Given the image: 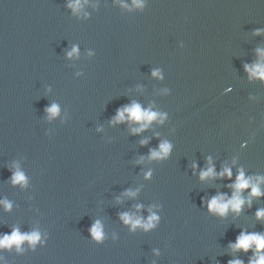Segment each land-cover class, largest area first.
<instances>
[{
	"label": "water",
	"instance_id": "obj_1",
	"mask_svg": "<svg viewBox=\"0 0 264 264\" xmlns=\"http://www.w3.org/2000/svg\"><path fill=\"white\" fill-rule=\"evenodd\" d=\"M72 2L0 0V237L40 236L0 264H249L254 248L230 245L264 233V80L245 71L264 64V0ZM132 103L163 120L113 122ZM209 159L231 178L201 180ZM241 170L262 194L210 212ZM124 213L158 219L132 229Z\"/></svg>",
	"mask_w": 264,
	"mask_h": 264
},
{
	"label": "clouds",
	"instance_id": "obj_2",
	"mask_svg": "<svg viewBox=\"0 0 264 264\" xmlns=\"http://www.w3.org/2000/svg\"><path fill=\"white\" fill-rule=\"evenodd\" d=\"M133 4L136 7L141 6L138 0H133ZM68 7L73 9L74 12L79 10L81 7L80 0H74V2L68 5ZM76 51L77 49L73 47L72 50L67 53V55L71 57L76 53ZM257 51L259 52L260 56L264 58V51ZM245 71L249 72L250 77H258L264 80V64L257 63L252 66L245 65ZM153 75H157V73L153 72ZM46 111L50 114V117H54L58 113V106L53 104L47 108ZM158 117L160 120H163L164 118L162 115L156 112H152L148 109H142L138 103H132L130 105L124 106L121 109H118L115 117L113 118V122H123L127 119L130 122L138 123L140 126L132 129V131L133 133H139L146 129L149 124ZM141 143L143 144L145 141H141ZM170 147L171 145L167 142L160 143L158 150L151 151L149 158H165L170 151ZM193 168H195V165H193ZM213 176L231 178V170L225 167L220 173H216L214 168L211 166V161L209 159V166L206 168V170H201L200 179L203 180ZM11 180L13 184L25 183V177L23 173L19 171L13 173ZM260 182L261 178H257L256 182H253L251 177L246 178L243 171H239L235 181L229 185V187L233 189L232 196L230 198H226L224 194L213 196L208 201V210L220 216L226 215L229 209H231L233 212L239 213L242 205L246 203V200L241 196L242 191L250 188L251 191L249 195L251 197L260 196L262 194L259 187ZM126 195L132 196L135 195V193L128 192ZM247 202L250 203V201ZM0 203H3L5 209L10 208L11 206L7 201H0ZM256 218H264V210H258L256 212ZM121 219L125 224L130 225L132 229H135L139 226L147 230L154 227L158 217L152 214L148 216L146 221H142L139 217L124 213L121 215ZM90 234L97 241L102 239L103 233L99 221H96L92 225L90 228ZM39 238L40 236L38 232L22 234L18 229H13L10 235H3L0 237V248L8 249L15 245L19 250L21 243L27 241L29 244L35 245ZM230 247L234 251L243 250L245 252H247L250 248H254L255 258L251 259L249 264H264V253L261 251L264 250V233H245L242 231L236 238L235 243L231 244ZM229 264H241V261H230Z\"/></svg>",
	"mask_w": 264,
	"mask_h": 264
}]
</instances>
